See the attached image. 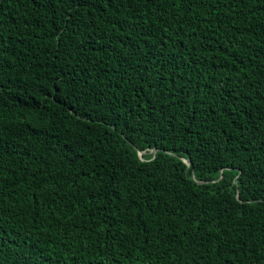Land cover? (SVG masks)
I'll use <instances>...</instances> for the list:
<instances>
[{
    "label": "trees",
    "instance_id": "1",
    "mask_svg": "<svg viewBox=\"0 0 264 264\" xmlns=\"http://www.w3.org/2000/svg\"><path fill=\"white\" fill-rule=\"evenodd\" d=\"M0 264H264V0H0Z\"/></svg>",
    "mask_w": 264,
    "mask_h": 264
}]
</instances>
